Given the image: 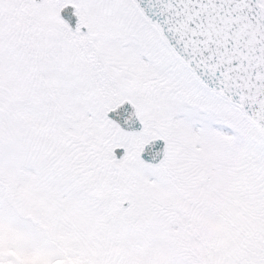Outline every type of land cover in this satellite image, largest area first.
<instances>
[{
    "label": "snow or ice",
    "instance_id": "obj_1",
    "mask_svg": "<svg viewBox=\"0 0 264 264\" xmlns=\"http://www.w3.org/2000/svg\"><path fill=\"white\" fill-rule=\"evenodd\" d=\"M0 264H264V0H0Z\"/></svg>",
    "mask_w": 264,
    "mask_h": 264
}]
</instances>
